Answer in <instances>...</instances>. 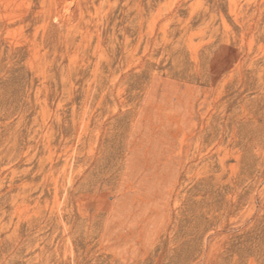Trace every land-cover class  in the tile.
<instances>
[{
  "label": "rangeland",
  "instance_id": "obj_1",
  "mask_svg": "<svg viewBox=\"0 0 264 264\" xmlns=\"http://www.w3.org/2000/svg\"><path fill=\"white\" fill-rule=\"evenodd\" d=\"M0 264H264V0H0Z\"/></svg>",
  "mask_w": 264,
  "mask_h": 264
},
{
  "label": "bare ground",
  "instance_id": "obj_2",
  "mask_svg": "<svg viewBox=\"0 0 264 264\" xmlns=\"http://www.w3.org/2000/svg\"><path fill=\"white\" fill-rule=\"evenodd\" d=\"M67 178H68V176H67Z\"/></svg>",
  "mask_w": 264,
  "mask_h": 264
}]
</instances>
